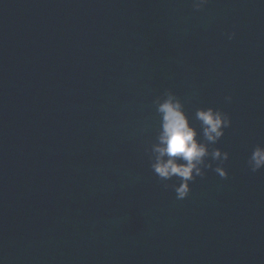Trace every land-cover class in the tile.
<instances>
[{"label": "clouds", "instance_id": "clouds-1", "mask_svg": "<svg viewBox=\"0 0 264 264\" xmlns=\"http://www.w3.org/2000/svg\"><path fill=\"white\" fill-rule=\"evenodd\" d=\"M192 2L194 9L201 11L208 5L209 0ZM235 37V32L228 34L229 40ZM231 99L230 96L226 97L229 102ZM158 112L162 115V132L159 137L160 146L154 149L158 156L153 171L162 181L171 180L173 177L180 180L173 188L178 200L187 199L191 193V183L197 177L205 176L201 165L208 169L213 168L211 163L206 164V158L209 156L220 161L213 170L221 178L228 179L229 173L224 164L230 159V154L218 148L210 152L208 148V143L217 144L225 136V129L232 126V119L227 113L214 108L197 112V119L203 126V138L207 142L202 143L197 139L199 133L190 126L182 105L174 101L171 95L159 103ZM165 157L168 159L165 160ZM247 163L254 173L264 169V147L256 146Z\"/></svg>", "mask_w": 264, "mask_h": 264}]
</instances>
